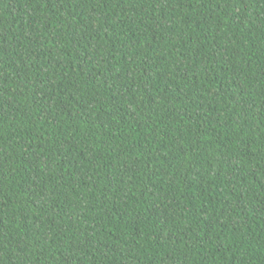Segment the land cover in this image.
Listing matches in <instances>:
<instances>
[{"label": "trees", "instance_id": "16d2710c", "mask_svg": "<svg viewBox=\"0 0 264 264\" xmlns=\"http://www.w3.org/2000/svg\"><path fill=\"white\" fill-rule=\"evenodd\" d=\"M0 264H264V0H0Z\"/></svg>", "mask_w": 264, "mask_h": 264}]
</instances>
